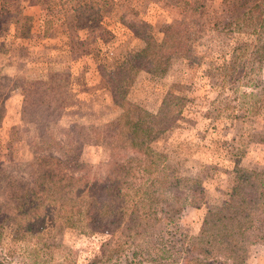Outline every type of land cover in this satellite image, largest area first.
<instances>
[{"label":"trees","instance_id":"16d2710c","mask_svg":"<svg viewBox=\"0 0 264 264\" xmlns=\"http://www.w3.org/2000/svg\"><path fill=\"white\" fill-rule=\"evenodd\" d=\"M170 1L182 8L183 24L162 39L130 4L118 0H0V33L13 24L15 36L37 35L30 9L46 4L49 10L59 9L61 15H47L42 36H53L55 25L63 20L67 27L65 41L60 44L75 53L79 43H96L108 32L102 17L112 4L117 20L145 43L114 68H98L122 112L101 125L63 128L64 139L50 126L64 113L72 73L53 71L46 79H21L20 85L26 89L22 121L39 126L44 150L53 153L34 154L30 166L45 168V172L15 193L18 201L11 215H0V241L10 226L18 236L20 232L46 234L50 223L54 227L68 224L88 234L108 232L104 255L88 264H243L247 247L264 242V165L239 174L231 188L230 203L209 209L196 234H187L181 226V211L194 204L201 185L187 175L174 176L161 169L152 146L175 126L187 97L169 90L158 110L152 112L128 96L140 72L161 75L173 57L196 59L194 28L200 23L195 17L204 13L207 0ZM240 6L244 10L245 2ZM254 6L250 19L236 22L240 31L243 26L251 27L256 34L251 71L256 70L255 64L259 70L264 65V2ZM243 14L251 12L244 10ZM23 28L27 31L22 32ZM1 81L0 76V86ZM260 82L258 79L257 84ZM255 136L264 143L263 133ZM102 139L110 141L111 172L105 177L81 160L83 148ZM59 187L64 189L63 196H58ZM0 264L14 263L0 250Z\"/></svg>","mask_w":264,"mask_h":264},{"label":"rangeland","instance_id":"374dc122","mask_svg":"<svg viewBox=\"0 0 264 264\" xmlns=\"http://www.w3.org/2000/svg\"><path fill=\"white\" fill-rule=\"evenodd\" d=\"M243 1L244 10L251 14H243L240 6ZM243 1L207 0L204 13L195 17L200 23L194 28L196 59L173 57L161 75L140 72L128 95L152 112L158 110L169 90L187 97L186 107L175 126L152 146L161 169L174 176L187 175L201 185L194 204L181 211L182 229L191 236L196 234L209 209L230 203L231 188L239 174L264 165V143L255 136L264 134V65L259 70L255 64L256 70L251 71L256 34L251 27L243 26L240 31L236 26L238 20L250 19L256 10L254 5L264 0ZM118 2L130 4L162 39L183 24L182 8L170 0ZM30 11L34 14L32 29L37 35L15 36L13 24L0 33L3 49L0 57V119L3 118L0 122V215L3 212L11 215L18 201L15 193L45 172L44 167L30 166L34 154L53 153L44 150L39 126L22 121L26 89L20 85L21 79H46L53 71L72 73L64 113L50 126L64 139L67 136L63 128L77 124L101 125L122 112V107L112 100L110 88L98 68L112 69L145 45L117 20L112 4L102 17L108 32L96 43H79L75 53L60 44L65 41L63 31L67 27L63 20L55 25L53 36L41 34L47 15L50 12L61 15L59 9L49 10L46 4H38ZM24 31L27 29L23 28ZM234 69L237 70L234 72ZM81 160L93 165V172L98 176L105 177L111 172L110 141L102 139L97 144L86 145ZM58 189V196H63V187ZM4 232L0 250L14 264H88L104 255L110 239L108 232L88 234L62 223L56 227L48 224L46 234L20 232L18 236L12 226ZM243 264H264V242L247 247Z\"/></svg>","mask_w":264,"mask_h":264}]
</instances>
